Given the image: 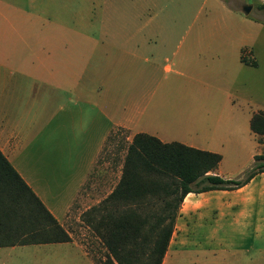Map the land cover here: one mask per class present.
<instances>
[{
	"label": "crops",
	"instance_id": "1",
	"mask_svg": "<svg viewBox=\"0 0 264 264\" xmlns=\"http://www.w3.org/2000/svg\"><path fill=\"white\" fill-rule=\"evenodd\" d=\"M36 6L33 1H27L25 7L21 0H0V151L70 237L63 242L24 245H71L80 249L85 263L95 264L82 245L71 241L63 221L74 202L98 196V185H110L101 200L114 189L136 134L219 153L211 146L220 136L244 137L249 131L254 140L258 138L250 120L256 113H264V101L257 94L256 79L242 82L237 77L228 87H192L185 93L189 98L175 102L153 96L156 90L149 89L148 57L152 38L145 33H100L96 38L90 33L78 34L98 41L86 66L92 74L98 72V84L83 81L81 75L72 81L70 71L76 65L71 62L68 27L49 18V11L43 16L45 12ZM263 26L262 19L255 20L252 32L246 34L239 57L244 67H259L253 47ZM112 71L115 73L109 75ZM135 72H142L143 82L137 98L132 92ZM111 79L122 82L120 92L114 87L117 91H109L115 96H105L102 82ZM262 145L263 141L256 140V148ZM104 149L109 154L100 159ZM215 173L229 177L219 170V164ZM261 173L235 189L189 192L178 209L161 264H167L175 248L173 239H179L181 228L195 216L198 220L212 216L217 226L258 216L263 194L259 188L249 187Z\"/></svg>",
	"mask_w": 264,
	"mask_h": 264
},
{
	"label": "rangeland",
	"instance_id": "2",
	"mask_svg": "<svg viewBox=\"0 0 264 264\" xmlns=\"http://www.w3.org/2000/svg\"><path fill=\"white\" fill-rule=\"evenodd\" d=\"M21 1L25 7L27 1H33L36 8L45 12L43 16L46 17L49 11V18L67 25L65 32L71 35L68 43L71 62L76 65L70 71L72 81L81 75L83 81L98 84V72L92 74L90 68L86 69L94 57L91 52L97 51L95 38L98 34L145 33L152 38L148 57L151 61L149 89L156 90L153 96L175 102L189 98L190 95L185 93L192 87L204 89L208 86L210 90L228 87L237 77L242 82L256 79L257 94L264 101V26L253 47L258 69L244 67L239 60L246 34L253 30V22L264 21V0ZM248 5L250 10L244 12L243 7ZM84 33L95 38L77 37ZM194 35L198 36L196 40ZM154 61L156 64L153 65ZM85 70L84 74L81 73ZM114 73L112 71L109 75ZM91 74L95 75L94 78ZM134 75L132 92L137 98L143 91L142 72ZM102 83L103 94L115 96L109 90H116V87L119 91L122 82L111 79ZM107 86L111 87L107 89ZM256 140L249 131L244 137L215 138L211 148L218 149L222 156L219 170L231 178L245 177L254 166V155L264 152V140L260 148H256ZM107 154L109 152L104 149L100 159ZM108 186L98 185V196L92 195L91 200L74 202L63 221L72 236L71 241L82 245V250L95 264H105L107 250L84 216L101 200ZM253 187L259 188L263 194L258 216L252 214L245 222L218 226L212 216L203 215L199 220L193 217L187 226L181 228L179 239L177 236L173 239L175 248L171 250L167 264H264V171L249 188ZM241 244L248 248L240 247ZM259 246L263 247L260 251ZM63 258L66 260L62 261ZM0 264L87 263L77 247L45 244L0 248Z\"/></svg>",
	"mask_w": 264,
	"mask_h": 264
},
{
	"label": "trees",
	"instance_id": "3",
	"mask_svg": "<svg viewBox=\"0 0 264 264\" xmlns=\"http://www.w3.org/2000/svg\"><path fill=\"white\" fill-rule=\"evenodd\" d=\"M250 128L262 142L264 113L252 116ZM220 160L217 152L136 134L119 182L84 216L107 250L105 264H161L189 192L235 189L264 171V152L254 155V166L243 178L215 173ZM68 240L66 230L0 151V246Z\"/></svg>",
	"mask_w": 264,
	"mask_h": 264
},
{
	"label": "water",
	"instance_id": "4",
	"mask_svg": "<svg viewBox=\"0 0 264 264\" xmlns=\"http://www.w3.org/2000/svg\"><path fill=\"white\" fill-rule=\"evenodd\" d=\"M250 8H251V6H249V5L248 6H244L243 7V11L244 12H248L250 10Z\"/></svg>",
	"mask_w": 264,
	"mask_h": 264
}]
</instances>
